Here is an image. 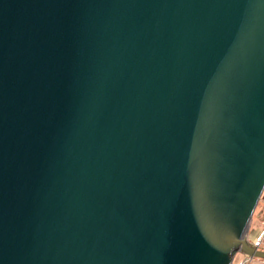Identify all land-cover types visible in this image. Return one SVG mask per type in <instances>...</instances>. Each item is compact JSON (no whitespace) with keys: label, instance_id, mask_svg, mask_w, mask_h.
<instances>
[{"label":"water","instance_id":"water-1","mask_svg":"<svg viewBox=\"0 0 264 264\" xmlns=\"http://www.w3.org/2000/svg\"><path fill=\"white\" fill-rule=\"evenodd\" d=\"M264 190V0H0V264H233Z\"/></svg>","mask_w":264,"mask_h":264},{"label":"crops","instance_id":"crops-1","mask_svg":"<svg viewBox=\"0 0 264 264\" xmlns=\"http://www.w3.org/2000/svg\"><path fill=\"white\" fill-rule=\"evenodd\" d=\"M264 207L261 208L258 212H254L252 219L250 221L248 230L246 232L247 239L250 242L257 243L261 249L264 250ZM235 255L233 264H241L245 256L240 254ZM237 258V259H236ZM245 264H264V259L261 258H252L248 259Z\"/></svg>","mask_w":264,"mask_h":264},{"label":"rangeland","instance_id":"rangeland-1","mask_svg":"<svg viewBox=\"0 0 264 264\" xmlns=\"http://www.w3.org/2000/svg\"><path fill=\"white\" fill-rule=\"evenodd\" d=\"M263 207H264V190H263V192H262V194H261V196H260V199H259V201H258V203H257V206H256L254 212H255V211L258 212V211H259L261 208H263ZM263 211H264V209H263ZM253 214H254V213H253ZM237 255H238L237 257L240 256L239 253H238ZM236 259H237V258H236Z\"/></svg>","mask_w":264,"mask_h":264},{"label":"built area","instance_id":"built-area-1","mask_svg":"<svg viewBox=\"0 0 264 264\" xmlns=\"http://www.w3.org/2000/svg\"><path fill=\"white\" fill-rule=\"evenodd\" d=\"M249 258L245 257L244 261L241 264H245Z\"/></svg>","mask_w":264,"mask_h":264}]
</instances>
